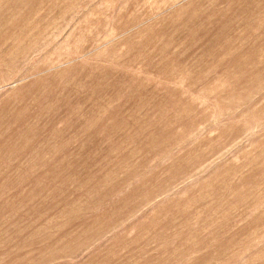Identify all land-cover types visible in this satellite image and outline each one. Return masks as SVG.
<instances>
[{
  "label": "rangeland",
  "instance_id": "obj_1",
  "mask_svg": "<svg viewBox=\"0 0 264 264\" xmlns=\"http://www.w3.org/2000/svg\"><path fill=\"white\" fill-rule=\"evenodd\" d=\"M0 264H264V0H0Z\"/></svg>",
  "mask_w": 264,
  "mask_h": 264
}]
</instances>
